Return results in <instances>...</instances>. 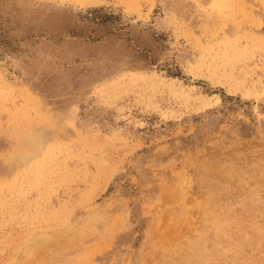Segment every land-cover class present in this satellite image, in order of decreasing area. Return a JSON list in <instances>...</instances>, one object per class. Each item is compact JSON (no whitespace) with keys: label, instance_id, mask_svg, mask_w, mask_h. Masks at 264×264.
Wrapping results in <instances>:
<instances>
[{"label":"rangeland","instance_id":"374dc122","mask_svg":"<svg viewBox=\"0 0 264 264\" xmlns=\"http://www.w3.org/2000/svg\"><path fill=\"white\" fill-rule=\"evenodd\" d=\"M0 264H264V0H0Z\"/></svg>","mask_w":264,"mask_h":264}]
</instances>
